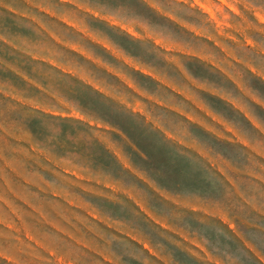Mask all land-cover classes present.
Listing matches in <instances>:
<instances>
[{"label": "rangeland", "instance_id": "1", "mask_svg": "<svg viewBox=\"0 0 264 264\" xmlns=\"http://www.w3.org/2000/svg\"><path fill=\"white\" fill-rule=\"evenodd\" d=\"M0 264H264V0H0Z\"/></svg>", "mask_w": 264, "mask_h": 264}, {"label": "trees", "instance_id": "2", "mask_svg": "<svg viewBox=\"0 0 264 264\" xmlns=\"http://www.w3.org/2000/svg\"><path fill=\"white\" fill-rule=\"evenodd\" d=\"M79 123H80V124H84V123H82V122H80V121H79ZM160 186H161V185H160Z\"/></svg>", "mask_w": 264, "mask_h": 264}]
</instances>
